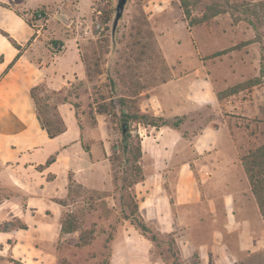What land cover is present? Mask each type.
<instances>
[{"label": "crops", "instance_id": "obj_1", "mask_svg": "<svg viewBox=\"0 0 264 264\" xmlns=\"http://www.w3.org/2000/svg\"><path fill=\"white\" fill-rule=\"evenodd\" d=\"M91 2L0 0V225L17 221L26 226L0 232V256L12 263H51L54 250L34 242L55 241L61 232V201L68 196L70 175L83 189H112L107 117L97 115V126L81 133L72 106L58 104L66 129L50 139L30 95L39 84L58 92L85 80L74 29L88 10H81L82 4L89 8ZM163 89L166 93L153 96L151 106L141 111L164 119L184 116L172 107L176 96L170 86ZM211 125L187 136L171 127H140L143 180L131 191L144 223L173 238L181 257L196 258L197 264H241L247 256L264 253V220L229 129ZM97 130L100 142L95 141ZM121 237L145 240L147 251L154 247L127 223ZM118 250L112 251L111 264ZM144 257L141 253L136 262L157 264Z\"/></svg>", "mask_w": 264, "mask_h": 264}, {"label": "rangeland", "instance_id": "obj_2", "mask_svg": "<svg viewBox=\"0 0 264 264\" xmlns=\"http://www.w3.org/2000/svg\"><path fill=\"white\" fill-rule=\"evenodd\" d=\"M194 1L192 18L196 19L207 0ZM81 10L87 11L79 16L80 23L74 31L85 68L88 65L93 77L90 83L86 76L85 80L73 82L70 100L80 105L79 116L86 129L97 126L98 106L109 107L105 116L111 128L104 136L112 147V189L86 190L70 175L68 196L61 201L60 222L75 226L76 231L59 232L55 241L37 240L34 245L54 250L50 264H100L105 259L100 256L102 247L111 236V256L114 248H119L112 264H138L141 253L146 256L145 262L197 264L196 258L181 257L169 236L162 235L163 243L158 247L153 244L148 251L145 240L130 242L121 237L123 225L129 224L122 219L121 204L135 198L131 188L120 189L122 178L131 180L130 172L123 174L131 165L125 166L121 154L119 110L141 111L146 104L151 106L153 96L166 93L163 86H170L169 93L176 96L172 107L176 106L185 117L178 129L187 136L198 135L209 124L215 130L228 128L241 158L264 144V80L256 86L246 85L259 76L260 45H243L254 38V32L245 22L236 23L231 13L189 27L178 0H128L114 42L111 23L115 0H92L89 8L83 3ZM107 18L109 21L104 23ZM238 86L237 93H225ZM140 127L143 125L139 123L130 126L132 144L140 138ZM96 132L95 141L100 142L102 132ZM89 143L85 140V144ZM127 158L132 161V155ZM47 215L51 217V211ZM0 264L15 263L0 256ZM241 264H264V253L247 256Z\"/></svg>", "mask_w": 264, "mask_h": 264}, {"label": "trees", "instance_id": "obj_3", "mask_svg": "<svg viewBox=\"0 0 264 264\" xmlns=\"http://www.w3.org/2000/svg\"><path fill=\"white\" fill-rule=\"evenodd\" d=\"M179 7L186 19H189L188 26L192 27L194 25L202 24L208 20L224 13H231L234 21L245 22L248 24L253 32L254 38L245 42L243 45H248L251 43H258L260 45V70L259 76L247 82L248 86H256L264 80V0H207L203 6V12L199 18L193 19L192 12L195 6L194 0H178ZM6 7V6H5ZM19 14V12H17ZM20 15V14H19ZM42 15V14H41ZM109 18H107L104 23H107ZM1 34L8 38L7 34L1 32ZM8 40L15 48H19L14 42L9 38ZM92 73L90 68L86 65V78L87 82H91ZM239 87L229 88L227 95L237 93ZM73 88V83L69 88L62 91H50L46 88L44 84H39L33 87L30 91L31 98L35 106V113L37 120L43 130L47 133L50 139L57 137L58 135L65 132V125L62 121L59 113L57 111V105L61 103H69L75 112L76 122L82 133L84 129V124L79 116L80 105L78 103H73L70 100L71 89ZM77 96L74 95V98ZM122 109V105L120 106ZM113 111L115 108H112ZM89 115L92 114V109L89 107ZM97 115H108L109 107L98 106L96 109ZM113 115V112L111 113ZM120 127H121V154L124 159L125 166L131 165L130 170H125L124 175L130 172L131 180L128 178L121 179V190L130 189L132 186L143 180V175L141 169L138 165V161L141 155L140 152V142L139 140L132 144L130 126L132 123H139L144 126H151L155 128L160 127H171L178 129L185 119L182 117H174L172 119H164L163 117H156L152 114L142 113L140 111L136 113H128L123 110H119ZM87 151V147H84ZM132 155V161L127 157ZM53 159H51L47 164H49ZM241 165L247 176L248 182L250 184L251 193L258 205L261 216L264 220V144L257 147L254 150L249 151L244 154L241 158ZM131 162V164H130ZM135 197H133L134 199ZM125 211L128 214H125ZM121 212L123 214V221H128L135 230L143 236L145 239L149 240L155 246H160L163 242L161 241L162 235L160 232L154 228L147 226L138 213V204L134 200H129L128 202L121 204ZM13 229H26L25 225L19 222H9L0 225V232H8ZM76 227L66 226L62 224V233H71L76 231ZM112 239L109 236L102 249L101 257L104 256L105 259L100 264H109L111 259V250L108 248V242ZM174 255H172V260L175 261ZM19 264L18 262H14Z\"/></svg>", "mask_w": 264, "mask_h": 264}, {"label": "water", "instance_id": "obj_4", "mask_svg": "<svg viewBox=\"0 0 264 264\" xmlns=\"http://www.w3.org/2000/svg\"><path fill=\"white\" fill-rule=\"evenodd\" d=\"M127 1L128 0H115V11H114L113 20L111 23V38L113 42H114L117 27H118V23L123 16Z\"/></svg>", "mask_w": 264, "mask_h": 264}, {"label": "built area", "instance_id": "obj_5", "mask_svg": "<svg viewBox=\"0 0 264 264\" xmlns=\"http://www.w3.org/2000/svg\"><path fill=\"white\" fill-rule=\"evenodd\" d=\"M74 0H65V2H73ZM39 19H43V16L39 15L38 16Z\"/></svg>", "mask_w": 264, "mask_h": 264}]
</instances>
